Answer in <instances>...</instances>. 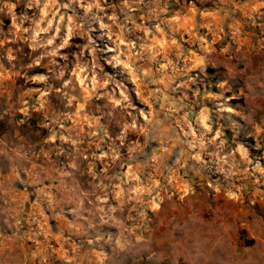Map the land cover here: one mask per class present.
Segmentation results:
<instances>
[{"label":"rangeland","instance_id":"374dc122","mask_svg":"<svg viewBox=\"0 0 264 264\" xmlns=\"http://www.w3.org/2000/svg\"><path fill=\"white\" fill-rule=\"evenodd\" d=\"M245 1L0 0V264H264Z\"/></svg>","mask_w":264,"mask_h":264},{"label":"crops","instance_id":"0c3cea01","mask_svg":"<svg viewBox=\"0 0 264 264\" xmlns=\"http://www.w3.org/2000/svg\"><path fill=\"white\" fill-rule=\"evenodd\" d=\"M246 3L248 5L250 4L248 6L249 9L255 8L254 12L251 10V13H248L250 16H252V22L255 25L253 27H256V29L260 33L264 32V0H247L245 1V4ZM247 11H250V10H247ZM235 42L237 43L242 42V43L247 44L246 48L252 49V52L254 51V54L256 53L260 55L259 58L257 57V61L258 63L261 62L262 58L264 57L263 55L264 41L262 38L261 39L259 38L250 39L248 41L243 40L241 38H236ZM257 70H258V67H257ZM224 227L222 229L211 230V232L204 235L205 237L204 240L209 243V249L207 251V254H205V256H209L210 251L212 250L214 253L210 258L207 257V259L213 261V263H210V264H224V260L226 259L225 258L226 247L225 246L221 247L223 242L225 243L229 242V244L232 245L231 247L233 248V252H236L237 235L236 233H227V228H224Z\"/></svg>","mask_w":264,"mask_h":264},{"label":"clouds","instance_id":"9594fccd","mask_svg":"<svg viewBox=\"0 0 264 264\" xmlns=\"http://www.w3.org/2000/svg\"><path fill=\"white\" fill-rule=\"evenodd\" d=\"M35 3L38 4V3H39V0H35ZM29 6L31 7V4H30ZM49 27H52V22H51V20L48 21V27H46V28H41V29H39V31H41V32H47ZM25 31H27V29H25ZM56 31H57V32L59 31V28H58V27H57ZM70 34H71V31H69V35H70ZM47 43H48V44H51V43H52V40L49 39V40L47 41ZM67 43H68V40L65 39V40H64V43L61 44L60 47H64L65 45H67ZM52 54L55 55L56 53L53 52ZM37 63H38V61H37ZM81 71H83V69H81ZM36 79H39V80H45L46 77H44V76H40V77H37ZM93 79H95V78H93ZM81 82L83 83V81H81ZM121 95H123V93H122ZM124 99L127 100V96H124ZM115 104H120V101H119V100H116V101H115ZM229 111H231V109H229ZM133 127H135V125H133ZM205 127H208V126L205 125Z\"/></svg>","mask_w":264,"mask_h":264},{"label":"trees","instance_id":"16d2710c","mask_svg":"<svg viewBox=\"0 0 264 264\" xmlns=\"http://www.w3.org/2000/svg\"><path fill=\"white\" fill-rule=\"evenodd\" d=\"M248 141L250 142V141H251V139H250V138H248Z\"/></svg>","mask_w":264,"mask_h":264}]
</instances>
